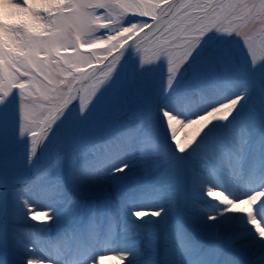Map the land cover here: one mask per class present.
Here are the masks:
<instances>
[{
  "label": "snow or ice",
  "instance_id": "6c2138e0",
  "mask_svg": "<svg viewBox=\"0 0 264 264\" xmlns=\"http://www.w3.org/2000/svg\"><path fill=\"white\" fill-rule=\"evenodd\" d=\"M12 2L20 7L24 6L22 0H12ZM65 8L69 15L62 13L57 16L55 27L65 31L75 28L83 34L93 32L103 34L111 31L112 21L118 20L120 30L133 28V43L131 46L127 42L111 45L99 55L94 53L91 59L77 50L75 57L54 58L38 64L34 69H25L16 65L19 75L12 71L5 72L0 78V106L6 105L10 97L16 98V135L21 139L27 138L28 164H31L39 147L68 110L77 108L79 114L83 116L96 103L101 91L112 79L125 52L129 49L138 58L140 68L155 65L161 60L166 63L165 93L172 87L179 71L193 59V54L203 46L212 33L235 36L252 69L264 63V0H74L67 3ZM71 46L75 48V44ZM208 56L205 72H216L223 68V61L218 53L209 50ZM73 68L81 70L73 71ZM127 83H131L130 77L127 78ZM220 87H233V82L224 81L219 85L202 88L196 92L195 100H204ZM241 87L242 90L238 95L210 104L190 116L178 115L166 107L159 110L168 141L176 156H184L199 148L201 158L205 161L201 168L208 167L211 176L220 173L233 182L243 175L245 151L251 136L248 126L236 128L232 139L228 142L219 138L207 144H203L202 141L215 122L229 121L238 110L249 85L245 83ZM33 90L49 101L38 120L34 119L31 105L24 102L25 94L32 95ZM141 99L142 97L137 95V101ZM195 100L189 99L187 103H193ZM127 118H131V108L126 84L109 98L103 118L90 131L95 132L100 127L108 125L118 126ZM259 147L264 148V134L261 136ZM86 152L91 153L92 156L89 166L94 167L95 175L100 178L105 175L104 161L113 154L137 155L141 159L165 155L154 137L150 117L147 115L138 120L133 127L117 133L101 144L87 148ZM84 154L85 151L72 154L73 172L77 171L79 157ZM57 163L58 161L53 162L33 181V184L43 181L41 195L60 203L71 204L72 201L66 197L62 183L52 177ZM128 167V164H121L112 168L109 174H122ZM257 168L261 173V186L239 196L230 195L223 188L204 184L201 172L190 169L189 174L193 184L197 186L204 184V194L208 198L214 197L217 190L222 194L218 200L211 199L219 202L223 208L216 215L205 214L203 217L190 215L189 221L203 231L207 230L209 222L216 221L219 217L229 213L242 214L255 236L260 241H264V219H261L256 211L264 205V159L259 161ZM255 173L256 169H253L252 175L255 176ZM168 196L173 197L174 193L169 192ZM19 200L31 221L42 225L52 221L53 216L49 210H36L24 196H20ZM243 205L248 207H242ZM163 211L164 209L160 208L146 213L137 209L132 211L131 215L136 220H142L146 215L160 217ZM115 215L118 216L119 212L117 211ZM117 223L113 221L109 227L107 239H112L117 234ZM226 232L225 226L224 232L213 234L225 235ZM128 234L132 240L128 247L143 246L152 250L159 241L158 235L153 232H148L140 239H136L139 234L130 231ZM99 235L93 220L88 226V237L91 240ZM176 235L180 251L176 256L175 264H183V261L198 249L188 241L182 229L178 230ZM226 238L235 243L231 237ZM70 239L71 235L64 241L56 242L52 247L63 254ZM9 241L15 257L16 251L23 246V241L15 233L10 235ZM240 250L246 252L247 248L240 245ZM28 251L34 249L29 248ZM102 255H97L93 264H98V258ZM115 256L125 264L126 254ZM22 264H51V262L25 256ZM65 264H87V260L77 261L74 257H69Z\"/></svg>",
  "mask_w": 264,
  "mask_h": 264
},
{
  "label": "bare ground",
  "instance_id": "6f19581e",
  "mask_svg": "<svg viewBox=\"0 0 264 264\" xmlns=\"http://www.w3.org/2000/svg\"><path fill=\"white\" fill-rule=\"evenodd\" d=\"M28 1L34 4L37 1L41 2L44 0ZM45 1L47 2L48 0ZM19 12V6L12 5L9 0H0V16L3 18L9 20ZM128 51L131 50L129 49L126 52ZM164 70L165 65L161 62H157L155 65L146 66L142 71L137 72L136 77L131 81V87L137 95L142 97V106L152 113L150 125L154 137L159 142V147L165 155L153 157L150 160L148 158L135 160L133 158L131 159L133 155L113 154L104 161L105 175L102 178L97 177L95 175L94 167L89 166V161L91 159L83 160L82 163L78 165V169L75 172H73L71 168H66L61 161H58L55 169L57 168L59 171L54 172V175L59 173L66 197L70 198L72 203L67 204V202H65L59 205L52 201V206L57 207L60 214L58 216L52 215V221L48 224L42 225L33 222L28 218L27 212L19 200L20 196H24L30 205L35 206L36 210H45L48 207L43 205L45 204V201L41 199L43 196L41 195V192L29 191L26 188L19 192L15 199L18 201V204L14 208L11 218H9V221L13 222L15 227L4 228L1 233V238H4V240H0V255H6L7 260L9 259V261L6 262L7 264H22V260L25 256L41 258L39 256V251L35 247V243L31 241L32 235L37 236L40 240L41 246L49 252L50 257L52 254L53 258H55V260L52 258V260L47 261H50L51 264H65V261L71 257V254L77 255L79 253L78 251L82 250V248L79 249V245H75L72 252L68 253L67 251H63V254H61V252L57 251L58 256L56 257L54 253L51 252L52 245L58 241H64V239L68 237L73 228L68 230L63 236H60L59 234L63 230V227L67 226L76 215L78 216L77 222L82 223L81 231L85 228L87 245L91 246L96 253L104 251L102 248L105 241H114V245L111 249L109 251L106 250L109 255L102 256V260L98 264H122V262L115 256L120 254H126L127 258L125 264H175L176 256L180 249L179 241L175 234L176 228H179L180 230L182 229L185 232L188 241H191V244H193L195 248L199 245L194 238L202 239L201 241L205 242V246L202 248L200 255L195 257L190 264H211L214 252L219 255L223 253L220 262H216L215 264H242L234 256L246 260L247 264H264V241H260L255 236L251 226L246 223V218L242 214L229 213L225 216L219 217L216 221L209 222L207 230L203 231L195 227L188 219L190 215L196 217H203L205 214L216 215L217 212L223 208V205L211 199L215 198L218 200L222 194L217 190L214 193V197L208 198L204 194V184L211 185L214 188H223L226 192L231 193V195L234 196H239L245 193L244 183L246 182L249 183L250 189L255 188L253 182L258 174L256 172L255 176H253V169H257V165L261 160V157L259 159L261 151V155H264V148L259 147L261 136L264 134V110L261 115L263 116V122L261 121L262 130L256 135L252 134L251 130H249L251 132L250 139L257 136V140L249 163L244 161L243 175L235 182L230 181L225 175L220 173H217L216 176H211L208 172V167L201 168V165L204 164L205 161L201 158V150L199 148L195 152L178 157L174 154L172 146L168 141L164 129V123L160 116V108L166 107L169 111H173L178 115L183 114L178 108L180 103L174 104L173 109H171L169 105H173V103L162 102L158 105L157 102L154 101L157 77ZM133 104H135V101ZM190 106L188 114H193L194 112H200L202 110H195V108L198 109V107H196L197 104L195 103H190ZM253 108L254 104H249L248 109L253 110ZM67 115L68 112H66L64 117L51 130L46 139L47 141L50 140L48 143L49 146H51V139L49 138H54L57 132L64 129L68 118ZM219 135L220 139L228 142L232 139L233 133L224 130L220 131ZM43 145L39 147L38 153L35 156L37 160L31 171L26 169L24 172L21 171L20 174L17 173L16 175H0V191L2 194L5 193L3 185L13 182L14 185L20 189L22 187L21 185L26 182L33 183L34 180L30 181V179L35 172L41 174L53 164L52 161L44 155L42 149ZM68 150L69 148L67 146H63L61 149L64 153H67ZM121 164L129 165L124 173L117 175L109 174L112 168L119 167ZM169 165H172L174 169V179L172 180H170V176L165 177V173L169 170ZM162 166L163 169L161 168L154 176V182L161 181L167 184L176 182L177 191L174 192L173 197H169L168 195L163 196L159 192V195L166 199H158L156 193L146 192L140 198L134 196L132 201H128L126 199V195L129 194L127 191L118 195L111 189L112 184L117 180H126L143 168L154 170L159 169ZM190 169H196L201 172L204 177V184L198 186L193 184L189 174ZM260 174L261 173H259V175ZM8 177L12 179H9ZM213 180L215 182H213ZM260 186L261 178L258 187ZM72 193L78 195L80 198L75 199ZM242 207H248V205H243ZM160 208L164 209L160 217L146 215L142 220H136V218L131 215V212L137 209L150 213L149 210ZM117 211L119 212L118 216L115 215ZM105 213L106 217L104 215ZM261 214H264V210L260 211L259 216ZM100 217H104V220H99ZM123 218L126 220L132 219L143 224H141V226H134L127 223V221H125L126 223H123ZM172 218H174V220H172ZM93 220L97 225V230L100 235L97 238L90 240L88 237V226ZM118 220L120 221L118 222ZM1 221L3 225L6 224L4 219ZM113 221L118 222L116 226L117 234L112 239H107V231ZM163 221L164 227H166L165 224H167V221L172 222L166 231L164 228L162 229L164 233L158 234V229L153 227V225L162 223ZM102 223H104L103 231L98 229ZM30 226L32 227L31 230L29 229ZM225 226L227 228L225 235L213 234L224 232ZM125 229L128 231H125ZM129 231L139 234L136 236V239H140L148 232H153L159 237L158 244L155 249L152 250L145 249L143 246L128 247L127 245L132 243L131 240L125 242V244H117L116 239L130 238L128 234ZM12 233H15L23 241V246L16 251L15 257L9 241ZM48 236L49 238L47 239ZM226 237H231L232 240H235V243H232L231 240ZM240 245L246 246L247 251L242 252L240 250ZM29 248L34 249V251H28ZM183 264H185V261H183Z\"/></svg>",
  "mask_w": 264,
  "mask_h": 264
},
{
  "label": "rangeland",
  "instance_id": "374dc122",
  "mask_svg": "<svg viewBox=\"0 0 264 264\" xmlns=\"http://www.w3.org/2000/svg\"><path fill=\"white\" fill-rule=\"evenodd\" d=\"M69 2H74V0H56V7H49L46 9L39 5H51L53 0H48L47 2L45 0L41 2L37 1L34 4L28 0H22L24 6L20 7V12L17 15L9 20L0 16V41L7 37L12 41L19 42L20 38L25 35L32 36L34 40L48 39L47 32L50 30V25H48L44 17L49 12L53 14L50 19L56 18L62 13L66 16L69 15L68 10L65 8V5ZM131 19L132 18H129V20ZM36 23L45 26V35L36 36L32 31ZM136 23H138V21ZM119 25L118 20H114L110 23L111 28H115ZM133 33V28L120 30L118 33L112 34V39L119 40L118 44H121L129 39ZM92 35L93 33L83 34L78 31L77 34L72 37V39L76 41L77 46L73 48L71 44H68L61 47V56L75 57L77 50L83 54L95 53L96 55H99L103 53V51L94 50L107 49L111 46L110 42L107 40H94L89 43L88 40ZM121 37H123V39H120ZM58 38L66 39L67 37L65 33H60ZM209 50L218 53L219 58L223 61V68L221 70L216 72L204 71L209 60ZM9 56H11V53H9ZM160 62L165 65V70L157 77L154 101H156L158 105L162 102L173 103V105H169L171 109H173L174 104L180 103L178 108L185 116L198 113L193 111V114H188V109L191 106L187 101L189 99L195 100L196 92L202 88L219 85L224 81L233 82V87H220L215 92L209 94L204 100H195L193 104H197L196 107H198V109L195 108L197 111L207 108L210 104H215L229 99L234 95H238L242 90V84L246 83L249 85L246 94L250 95L248 98L249 104H254L253 110L244 107L243 102H241L238 110L229 118V121L225 123H214L211 130L208 131L207 135L204 137V140L202 141L203 144L214 142L217 138L220 139V131L226 130L231 133L234 129L242 128L245 125L251 127L253 125L254 114H258L257 116H260V121L263 122V116L261 115L264 110V63L258 65L255 69H252L249 66L247 56L235 36L217 35L215 33L210 34L203 46L193 54V59H191V61L179 71L172 87L167 93L164 91L167 77L166 63L163 60L158 61V63ZM10 65L11 60L5 59L4 54L0 52V78L5 75L6 71H11ZM145 67H139L138 58L132 51H129L124 55L112 79L101 91L100 97L96 103H94L83 116L79 114L77 108H72L70 117L68 118L64 129L57 132L55 137L51 139V146L48 144L50 140L45 141L42 148L44 155H46L52 163L55 162L56 159L57 161H61L66 168L70 169L71 156L73 153L85 151V154L79 157L78 165H80L83 160L92 159L91 153L86 152L87 148L103 143L117 133L133 127L137 121L144 116H148V114H146L148 112H145L146 108L141 104L142 101H137V93L131 87L132 82L130 84L127 83V78L130 77L132 81L136 77L137 72L142 71ZM79 70L81 69L73 68V71ZM126 84L131 108V118L122 120L118 126L108 125L100 127L95 132L90 131V129H92L94 125L99 124L103 118L104 109L109 98L114 93L119 92ZM134 101L135 104H133ZM16 103V98L13 96L9 98L6 105L0 106V175L4 176L16 175L17 173L20 174L21 171L24 172L31 166V164H28L27 162V138L25 137L21 139L16 135ZM63 146L69 148L68 154L61 151ZM10 148H12V150L9 153H6ZM65 155L67 156L65 157ZM260 155L261 154H259V157ZM58 171L59 169L56 168L52 173V177L59 178L58 173L54 175V172ZM143 174L144 171L141 169L126 180H117L112 184V191L114 193L122 194L126 189L130 188L136 180L140 179ZM151 174L153 176L154 172ZM167 177H169V173H167ZM8 178L12 179L10 177ZM151 180L152 179L142 187L143 189L141 187L140 189L144 190V188L150 184ZM153 181L152 183H154ZM43 183V181L38 184L27 183L20 189L17 188L18 190H8L6 186L3 185L4 189H6L4 190V194L0 193V240L3 239L1 238L2 230L13 226V222H10L9 218H11L14 208L18 204V201L15 200L18 193L25 190V188L29 191L41 192ZM171 185L163 183L158 187V191L163 194H166L169 190L173 192L172 189L177 185L174 184L172 186L173 188H171ZM153 192L159 194L157 191ZM126 197L129 199L131 194H127ZM43 199H47V197L44 196ZM158 199L161 198L158 197ZM3 219L4 222H6L5 225H3L1 221Z\"/></svg>",
  "mask_w": 264,
  "mask_h": 264
},
{
  "label": "clouds",
  "instance_id": "9594fccd",
  "mask_svg": "<svg viewBox=\"0 0 264 264\" xmlns=\"http://www.w3.org/2000/svg\"><path fill=\"white\" fill-rule=\"evenodd\" d=\"M40 7H44L48 9L49 7H56V0H53L51 5H39ZM52 13L49 12L45 17V21L50 25V30L47 32L48 39L46 40H34L32 36L25 35L20 38L19 42L12 41L7 37L3 38L0 41V52L4 54L5 59L11 60V71L19 75L16 71V65H19L25 69H34L38 64L46 61L53 60L54 58H61L60 48L64 47L68 44H75L77 46L76 41L72 39L78 32L75 28H69L66 31L60 28L55 27V18L52 17ZM32 31L36 34V36L45 35V26L39 23H36L32 29ZM120 31V25L111 28L110 32H106L103 34L93 32V35L88 40L89 43L92 41L99 40H107L111 45H115L119 43V40L112 39V34H116ZM60 33L66 34V39H59L58 36ZM120 39H123L121 37ZM133 42L129 43L131 46ZM106 49H97L94 51H105ZM11 53V56H9ZM94 53L84 54L89 59L93 58ZM25 103L31 105L34 119L38 120L49 103L47 99H45L42 95L33 90L32 95L25 94ZM240 207V206H238Z\"/></svg>",
  "mask_w": 264,
  "mask_h": 264
}]
</instances>
